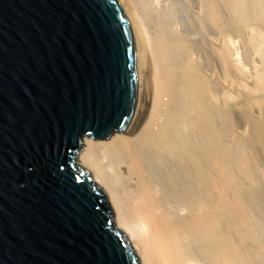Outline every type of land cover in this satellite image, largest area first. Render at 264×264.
<instances>
[{
  "label": "bare ground",
  "instance_id": "6f19581e",
  "mask_svg": "<svg viewBox=\"0 0 264 264\" xmlns=\"http://www.w3.org/2000/svg\"><path fill=\"white\" fill-rule=\"evenodd\" d=\"M117 1L148 114L83 137L75 164L138 264H264V0Z\"/></svg>",
  "mask_w": 264,
  "mask_h": 264
},
{
  "label": "water",
  "instance_id": "95a60500",
  "mask_svg": "<svg viewBox=\"0 0 264 264\" xmlns=\"http://www.w3.org/2000/svg\"><path fill=\"white\" fill-rule=\"evenodd\" d=\"M117 0H0V264H138L74 158L137 108Z\"/></svg>",
  "mask_w": 264,
  "mask_h": 264
},
{
  "label": "rangeland",
  "instance_id": "374dc122",
  "mask_svg": "<svg viewBox=\"0 0 264 264\" xmlns=\"http://www.w3.org/2000/svg\"><path fill=\"white\" fill-rule=\"evenodd\" d=\"M230 35H231V34H230ZM233 35H234V34H233ZM233 35L230 36V37L232 38V40H230L229 43H227V41H226V44L229 45L230 48L232 49V51H233V55H234L233 57H234V59H236L235 61L238 63V65H241V64H242V66H241L242 70H243V68H245L244 71L249 72V74L251 75V74H253L252 71H254V69H252V71H251V68H253V67L250 66V64H248L247 62L244 63V61L246 60V58H245V57H246V54H245L246 51H243V50H245V49H243V48H245V47H244V44H243V39H242L241 42H240V39H241V38L239 39V42L241 43V44H240V43L238 42V39H236V38H237L236 35H235V36H233ZM233 38H234V40H233ZM235 40H236V41H235ZM233 41H234V42H233ZM240 46H241V47H240ZM239 48H241V49H239ZM239 51H240V52H239ZM237 53H238V54H237ZM253 55H254V54H252V57H253ZM255 55H257V54H255ZM256 57H257V56H256ZM256 57H255V58L253 57V59L256 60V63L258 64V62H257V61H258V58H256ZM247 64H248L249 66H248ZM216 65H218V64H215V66H216ZM245 65H247L248 67H244ZM218 68H219V66L216 67V69H218ZM247 68H250V69H249L250 71H247ZM219 70H220V69H218L216 72H217L218 74H219V73L221 74V71H219ZM244 71H243V73H244ZM250 72H251V73H250ZM209 74H211L210 76H212L213 73H209ZM249 74H248V73H247V74L244 73L243 76H244V75H245V76H247V75L250 76ZM245 76H244V78H245ZM248 76H247V77H248ZM217 80H219V75H214V79H213V81H217ZM143 98H144V95H143V89L140 88V95H138V103H137V107H139V108H138V110H137L138 112H137V114H136V120H138V119H143V117L146 116V113H147L146 108H145V105H144V102H143V101H144ZM165 98L167 99V97H164V99H165ZM235 101H236V100H235ZM235 101H234V102H235ZM234 102H233V103H234ZM233 103H232V105H233ZM235 103L237 104V101H236ZM235 103H234L233 107L236 106ZM235 108H236V109H233V111H234V110L237 111V107H235ZM235 111H234V112H235ZM143 112H144L145 114H144ZM234 112H233V113H234ZM238 112H239V111H238ZM142 114H143V115H142ZM147 114H148V113H147ZM236 114H237V113L235 112V113H234V116H235V119H237V120H235V121H236L235 123H236V125H240V124H241V121H240V118H239L240 116L238 115L239 113H238L237 115H236ZM236 116H237V117H236ZM238 118H239V119H238ZM237 122H238V124H237ZM241 129H242V128H241ZM239 130H240V128H239ZM241 131H243V130H241ZM82 149H83V145H82V147L80 148L79 152L76 154V156H75L76 158L79 156V154H80V152L82 151ZM76 158H74V163H75V161H76ZM96 186H97V185H96ZM97 187H98V186H97ZM101 192H102V194H103V191H102V190H101ZM103 197H104V196H103ZM101 201H103V202L106 204L107 208L109 209V206H108L107 201L105 200V198H104V200H101ZM110 217H111L110 219H111V221H112V224L115 226V224L113 223V217H112L111 215H110Z\"/></svg>",
  "mask_w": 264,
  "mask_h": 264
}]
</instances>
